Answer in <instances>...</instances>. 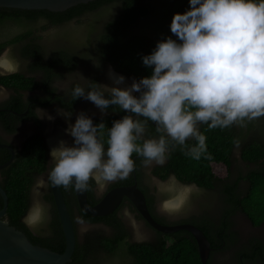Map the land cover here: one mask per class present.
I'll return each mask as SVG.
<instances>
[{"label": "clouds", "instance_id": "9594fccd", "mask_svg": "<svg viewBox=\"0 0 264 264\" xmlns=\"http://www.w3.org/2000/svg\"><path fill=\"white\" fill-rule=\"evenodd\" d=\"M189 5L183 14L173 15L170 31L177 39L169 36L157 42L153 52L142 57L143 65L152 69L150 76L133 79L128 86L125 77L110 68L113 86L94 83L88 90L80 85L72 89L73 100L92 102L102 115L110 107L127 114L108 127L105 141L106 124H94L80 112L65 130L73 143L60 140L50 150L53 166L47 181H37L38 188L50 182L52 187L85 192L94 182L103 191L108 184L131 177L135 154L156 194L164 197L158 206L162 214L183 213L192 196L203 192L194 183L181 184L175 175L157 180L151 170L165 165L178 146L194 160L211 159L210 154L205 156L201 124L209 129L246 128L264 117V0H189ZM45 23L43 18L38 21ZM20 67L8 51L0 54V75L17 74ZM0 95L7 99L5 90L0 89ZM38 110V118L54 119ZM57 114L66 120L72 116L63 109ZM150 124L157 136L146 138ZM190 140L196 144L188 148ZM234 143L238 146L239 140ZM124 214L130 215L127 209ZM49 219L47 207L37 201L24 223L35 231ZM77 223L84 221L77 218Z\"/></svg>", "mask_w": 264, "mask_h": 264}, {"label": "trees", "instance_id": "16d2710c", "mask_svg": "<svg viewBox=\"0 0 264 264\" xmlns=\"http://www.w3.org/2000/svg\"><path fill=\"white\" fill-rule=\"evenodd\" d=\"M148 1L92 0L57 12L0 7V52L6 45L16 44L27 39L29 41L18 49V54L22 59L32 58L36 67H39V46L31 42L32 31L28 24H33L34 21L43 18L47 21L42 24V29H45L50 25L65 24L87 15V21L84 23L85 41L82 43L72 41L74 46L84 50L86 46L93 47L95 45L93 48L99 60L106 61L116 70L139 80L142 77L150 76L152 72V69L143 65L142 57L151 54L157 42L165 40L169 36L177 39L170 31L173 15L183 14L190 7L189 0H161L150 6ZM149 13H151V22L137 31L144 33V29L147 28V34L154 38L150 35H148L150 37L135 36L130 38L131 35L128 32L132 25L144 19ZM15 33L16 35H12ZM62 36L64 38L65 33ZM93 39L95 43H92V46L90 43ZM51 52L49 64L57 65L65 57L63 65L67 68L74 66L73 58L70 56L67 58L65 48L53 49ZM43 71L48 76L47 70ZM42 80L45 81V79ZM0 85L17 92V95L12 96L8 104L5 105L16 113L12 111L0 112L5 132H13L17 121L35 119L32 104L26 111L28 103L21 98L18 91L33 89L39 86V81L17 73L0 75ZM0 106H4V104H0ZM108 110L110 112L107 116L93 121L94 124L101 121L106 124L103 137L105 141L107 140L108 127L112 126L113 121L119 120L127 114L119 109L113 111L111 107ZM24 111L26 113H23ZM6 115L8 117L5 119ZM252 125L251 122L248 123L246 130L251 129ZM199 127L201 133L206 136L207 153L205 156L210 154L211 159L202 157L198 161L194 160L185 155L187 149L182 150L178 146L172 151L167 163L163 166H154L152 172L161 180L175 175L180 183H194L205 193L216 188L221 195L224 207L217 219H213L208 215V212H204L198 217L196 215L188 217V221L200 228L210 242L212 249L208 254L207 264H264V235L251 234L249 242L244 241L245 238L239 237L230 220L234 213L241 212L253 226L264 223V140L253 135L244 139L248 136L249 131L244 132L245 128L241 127L209 129L206 124H201ZM155 136H157L155 126L150 124L146 138ZM240 139H243L241 143L242 159L255 167L248 170L246 174L237 173L238 178H243L244 175V178L247 179L248 185L244 192L236 190L238 180L232 184L219 183L226 182V179L231 175V156L236 145L234 141ZM195 144L194 140L187 142L188 148ZM46 155L45 142L40 136L35 135L27 138L16 150L13 161L0 170V186L6 192L8 201L4 219L10 225L23 231L33 244L62 252L64 239L61 229L57 231L55 243H43L42 240L33 236L23 222V217L30 205L31 187L36 176L44 172L46 168ZM8 157L9 151L0 148V163L6 161ZM133 159L136 163L135 172L138 175L141 158L133 154ZM131 182L132 175L128 180L115 182L111 186ZM90 183L93 186L94 182ZM138 185L142 191L146 192V187ZM61 189L63 191V188ZM64 194L69 195L68 192ZM92 196V190L87 191V199L90 204L94 203ZM46 198L48 200L47 196ZM49 200L52 201L51 195ZM74 204L77 205L74 199L72 202L71 198H67V207L71 214ZM123 204L122 201L120 206ZM147 206L149 211H152V196L147 198ZM130 207L132 211L136 212L132 204ZM52 209L56 214L54 205ZM78 211L81 217L87 221L101 220L110 229V234L87 233L82 239L76 240L71 260L67 264H100L102 259L105 261L104 264H201L195 239L188 231L178 230L166 234L154 230L157 235L154 242L130 241L127 239L129 233L126 223L117 212L94 217L83 213L80 209ZM136 216L139 219L142 218L139 213H136ZM155 218L162 222L161 218L157 216Z\"/></svg>", "mask_w": 264, "mask_h": 264}, {"label": "flooded vegetation", "instance_id": "af4514ba", "mask_svg": "<svg viewBox=\"0 0 264 264\" xmlns=\"http://www.w3.org/2000/svg\"><path fill=\"white\" fill-rule=\"evenodd\" d=\"M38 21L39 20L34 21L33 24H28V25L30 26L29 28L32 31V34H31L32 39H30L31 42L33 44L39 46V50H38L39 54H40L39 61H38L39 67H36V63L32 58L22 59L21 56H19V60H17L21 66L20 71L18 73H21L27 77H31L35 81H39V86H36L33 89L19 90L18 91V94L21 95V98L24 101H27V103H28L26 106V111L29 109L30 104H32V109H33V113L35 115V119L31 118V119H28L25 121H17L15 123V127H14L13 132H5V130L2 126L3 123H2L1 118H0V142L7 143V144L11 145L13 148L15 147L16 149L15 148L14 149L16 152V150L22 146L23 142L27 138L33 137L35 135L40 136L42 138V140L45 142L46 147H47V155H46L47 161H46V168H45L44 172L37 175L36 178L43 175V176H45V181H47V174H48L51 166L53 165V162L50 160L51 159L50 150L53 147H55L56 145H58L59 141L63 137L65 138V131L63 129L59 128L55 132H51V131L47 132L45 127H46V124L49 120L47 118H44V119L38 118V116L40 115V112L38 109L45 110L48 114H52L53 116H55L54 118H56L57 120H61V122L63 124H65V118L63 116L57 114L58 109H63L64 111L71 112L72 118L77 117V115L80 112H85V111H87L86 115L88 117L92 118L93 121L95 119L103 118L109 114V112H110L109 110H108L107 115H102L101 111L92 102L88 103V101L83 99V98H78L76 100H73L71 93H72V89L76 85H80V86L84 87L85 90H88L89 86L94 84V83L106 84V85L111 86L110 82H112V80L111 79H109V80L105 79L103 68H104L106 61L99 60L96 52L94 51V48H93V47H95V45L93 46V44L95 43L94 39L90 43L93 47H90V46L84 47V48H87L88 55L90 56L88 62L84 63L83 60H81L80 55H78L79 48L77 46H74L75 44L72 42L73 39L69 38V36H71V34L76 35L79 31L78 32L75 31V33H74L73 29H68L65 31L61 30L63 32H61L59 34L53 33L50 36L44 37V35H43L44 33H41L43 30L42 24H38ZM150 22H151V13H149L146 16V18L144 19L143 25H142V23H137L136 25H132L133 29L131 28L130 31L128 32L129 35H131L130 38L131 37L133 38L135 36H147V37L151 36L152 38H154L152 35L147 34L148 33L147 28L144 29V33H139L137 31L139 28L145 27ZM63 25L64 24H60V25H56V26H63ZM64 33H65V37L63 38L62 35ZM12 35H16V33L12 34ZM148 35H150V36H148ZM92 38H93V36H92ZM28 41L29 40L26 39L25 41H20V42H17L16 44H9L6 46H11L12 49L15 51V53L18 54V49L23 44H27ZM52 45H56V46H52ZM60 48H65L67 58H68V56L73 58V61L75 64L72 68H67L66 66L63 65L62 62H63V60H65V57L63 59H61V61H59L60 63L57 65H53L52 63H50V64L48 63V62H50V55L52 53L51 51L53 49H60ZM98 64H99V66H97ZM111 68H113L114 72H117L121 75L124 74L123 72L116 70V68L113 65H111ZM45 69L48 72V73H46L48 76H46L44 71H43ZM79 75H82L85 78L84 82L81 81V79L83 77L81 79H79V77H78ZM60 77L64 78V80H66L64 82V84H65L64 88H60L58 86V79ZM65 77H66V79H65ZM42 79H45V81H43ZM1 88L3 90H6L7 99L3 98L0 100V104H4V106H0V109H1L0 112H10V111H12L11 108L8 106H5V105L8 104V102L11 100L12 96L17 95V92H15L11 88H7V87L0 85V89ZM135 95H138V94H135ZM93 110H98V113L92 114ZM12 112L16 113L15 111H12ZM23 113H26V112L24 111ZM6 117H8V116L6 115L4 118L6 119ZM27 125H29L31 127V129L33 130V133H31L30 135H28V134L24 135V133L27 129ZM22 135H24V137H23L20 145L19 146L15 145L14 142H15L16 138L20 137ZM250 165H252V164H250ZM236 168H238V166L237 165L234 166L232 163L231 175L229 176L228 179H226V182H219V183L220 184H222V183L223 184H225V183L226 184H230V183L232 184L238 180V182L236 184V190L241 191V190H243L242 189V183H244V181H247V179L244 178V175H243V178H238L239 175L237 173L234 174V170ZM251 168H255V167L252 165ZM138 171H139L138 175H136V172L134 171L137 186L139 187L138 184H141L143 187H146V192L143 191L145 198H146V202H147V198L149 196H152V211H150V213L152 212L151 214H152V216H154V218H155V216H157L158 218L162 219V222H175V221L190 222V221H188V218H186V217L181 218V219H171L170 220L169 215L162 214L161 212H159L158 206H159V201L162 197H159L156 194L155 185L152 183L150 177L146 175V170L141 166V163L139 164ZM151 175L156 177L157 180L165 181V180H161L159 177L155 176L153 174L152 170H151ZM36 178H35V180H36ZM35 180H34V182H35ZM132 182H133V173H132ZM131 183H129V184H131ZM112 184L113 183L108 184L106 189H104L103 191H99V190H97V186L94 183L93 186H91V190H92V194H93L92 201H94V203H96L103 196V194L107 190H109L110 188H113L116 186H121V185H128V184L123 183V184L111 186ZM61 188H63V187H60V189ZM31 189H32V187H31ZM41 189L42 190L37 195V197H38L40 203L47 207V214H48V216H50V219L47 220L45 223L41 224L35 231L30 229L29 227L28 228L32 232L33 236L36 237L37 239L42 240L43 243L44 242L55 243L57 241V239H56L57 231H58V229H61V226H60V222L58 219L56 209H55L56 214H54V210L52 209V206L54 205L53 199H52V201L49 200V196L51 195L49 182H48L47 187L41 188ZM61 191H62V189H61ZM63 191H62V193H63L66 204H67V198H71L72 202H73V199L75 200L73 188L66 190V191L63 188ZM65 192H68L69 195L64 194ZM206 194H209V193H206ZM31 195H32V193L30 190V202H31ZM46 196L48 197V200H47ZM66 196H67V198H66ZM122 201L124 202V204L121 206L119 205L116 208V210H114L113 212H117L118 215H121L120 216L121 219L124 220V215H125L124 210L127 209L128 212L134 216V218L142 221L148 228H150V226H148L147 223L142 218L139 219L136 216V213H138L137 211L136 212L132 211V209L130 207L131 202L129 200H127L126 198L124 200V198H123L121 200V203H122ZM75 202H76V200H75ZM52 203H53V205H52ZM211 206H217L216 201L213 200V197H209L208 199H206L205 197H203V195H201V196L193 195L191 200H190L189 205L187 206L185 213H192L193 214L194 211H197L198 213H196V216L198 217L201 214H204L203 210L207 211V210H209V208ZM132 207H133V205H132ZM220 209H219V211H220ZM78 210H79L78 206L74 204L72 206V214L70 213V217H71L72 224H73L74 231H75V235H76V240L82 239L78 235L77 218L82 219L84 221V224H87L90 226L100 224V225L107 227L101 220L87 221V220L83 219V217H81ZM191 210L193 212H191ZM219 213H221V212H219ZM233 215L231 216L230 220H231V223L234 225L235 222H234ZM25 217L26 216L23 217V222L25 220ZM245 218L249 221V219L246 216H245ZM249 223H250V221H249ZM250 225H252V224L250 223ZM126 226L128 228L127 232L129 233V227L127 224H126ZM260 226L264 227V223H262L258 226H255V227H260ZM252 227H254V226L252 225ZM250 237H251V235H247V237L244 239V241L249 242ZM132 241H134V240H132Z\"/></svg>", "mask_w": 264, "mask_h": 264}, {"label": "water", "instance_id": "95a60500", "mask_svg": "<svg viewBox=\"0 0 264 264\" xmlns=\"http://www.w3.org/2000/svg\"><path fill=\"white\" fill-rule=\"evenodd\" d=\"M89 1L92 0H0V7L57 12ZM114 73L121 75L117 72ZM0 148L9 151L8 159L0 163L1 170L13 161L15 149L2 142H0ZM49 187L63 234V251L56 252L47 247L33 244L23 231L10 225L4 219L8 201L6 192L0 186L2 200L0 207V264H67L70 262L76 243L74 227L60 187H52L50 182ZM73 192L78 208L87 215L99 217L110 214L120 205L121 200L126 198L151 229L166 234L178 230L188 231L195 239L201 264H207L206 260L212 247L203 231L190 222L165 224L157 221L148 209L143 191L137 186L134 172L131 184L110 188L94 204H89L87 191L79 192L73 188Z\"/></svg>", "mask_w": 264, "mask_h": 264}, {"label": "rangeland", "instance_id": "374dc122", "mask_svg": "<svg viewBox=\"0 0 264 264\" xmlns=\"http://www.w3.org/2000/svg\"><path fill=\"white\" fill-rule=\"evenodd\" d=\"M160 1L161 0H149L148 1L149 6L154 4V3L160 2ZM87 18H88L87 15H84L80 18L73 19V20L65 23L63 26H51L50 25V26L46 27L45 29H43L41 33H44L43 35H44V37H46V36L52 35L53 33L59 34L65 30L73 29L74 33H75V31H77V32L79 31V32L76 35L71 34V36H69V38L73 39V41L82 43L83 41H85L84 40V36H85L84 23L87 21ZM144 19L139 20L134 25H136L137 23H142V25H143ZM61 30H63V31H61ZM52 46H56V45H52ZM5 51H8L10 56L13 57L15 60H19V55L15 53V51L12 49L11 46H6L5 48H3L0 52V54H3ZM87 51H88L87 48H84V50L82 48H80L78 50V55H80V58H81V60H83L84 63L88 62V60L90 58ZM110 68H111V64L106 62L104 65V68H103V72H104V76H105L106 80H109L108 72H109ZM111 70L114 71L113 68H111ZM123 76L125 77L126 85L130 86L133 79L130 78L126 74L125 75L123 74ZM78 77H79V79H81L82 75H79ZM65 79H66V77H65ZM65 81L66 80H64V78L60 77L58 79V86L60 88H64V86H65L64 82ZM81 81L84 82V78H82ZM110 84H111V86H113L112 82H110ZM124 86L125 85H122L121 87H124ZM134 95H135V93H134ZM1 99H3V95H0V100ZM88 103H90V101H88ZM84 113L87 114V111H85ZM97 113H98V110L92 111V114H97ZM50 115L53 116L52 114H50ZM53 117H55V116H53ZM75 120H76V117H74V118L71 117L70 120L65 119V124H63L61 122V120H57L56 118H54L53 120L47 122L45 128H46L47 132H50V131L55 132L59 128H61L65 131L70 123L71 124L75 123ZM251 124H253V125H252V128L248 130L249 132L246 130V128L244 129V132H246V131L248 132V136L244 139H248L249 137H251L253 135L254 137L258 136V138H260L261 140H264V117H261L258 120L252 121ZM31 133H33V130L31 129V127L29 125H27V129H26L24 135H26V134L30 135ZM24 135L16 138V140L14 142L15 145H17V146L20 145ZM61 140L66 141L69 145H71L73 143V138L70 135H68L66 133V131H65V138L63 137ZM242 141H243V139H240L239 145L238 146L235 145L233 148V151H232V156H231L232 163L234 166L235 165L238 166V168H236L234 170V174L238 173V172H240L242 174H246V172L248 170H250V168L252 167V165L248 164L241 157V143H242ZM41 178L45 179V176L42 175V176L37 177L33 186H32L31 202H30L29 208L27 209L25 216H27L30 209L34 206V204L37 201H39L37 195L41 192L42 189L37 187V181ZM168 178L169 177H167L165 179V181ZM181 184H183V183H181ZM247 185H248L247 181H244V183H242L243 192L247 189ZM216 191L217 190L215 188V189L210 190L209 194H206L205 191L203 190V192L199 195V196L203 195V197H205L206 199H208L209 197H213V200L216 201L217 206H211L209 208V210H207V211L203 210V212H208V215H210L214 219H217V217L219 216V212H221L223 207H224V205H222V197L218 193V191L217 192ZM162 199H164V197H162L160 199L159 204H160ZM186 209H185V211H186ZM219 209H220V211H219ZM185 211L179 215L169 216L170 220L171 219H181L184 217L188 218L189 216L196 215V213H198L197 211H194L193 214L192 213H185ZM191 212H193V211L191 210ZM233 218H234V222H235L234 223L235 231L238 233V235L241 239H244L247 237V235H251V234L252 235L253 234L264 235V227L263 226L252 227V225H250L249 221L245 218V216L242 213H240V212L235 213L233 215ZM124 221L126 222V224L129 227L128 240H130V241L134 240L136 242H142V241L154 242L156 240L157 235H156L155 231L153 229L148 228L142 221L134 218V216L131 213L129 216L124 215ZM77 228H78V235L81 238L87 233L90 234V233H94V232L101 233L104 235L110 234V229L103 226V225H100V224L90 226L87 224L81 225L78 223ZM103 260L104 259H102V261H100L101 262L100 264H104L105 261H103Z\"/></svg>", "mask_w": 264, "mask_h": 264}, {"label": "crops", "instance_id": "0c3cea01", "mask_svg": "<svg viewBox=\"0 0 264 264\" xmlns=\"http://www.w3.org/2000/svg\"><path fill=\"white\" fill-rule=\"evenodd\" d=\"M255 227V226H254Z\"/></svg>", "mask_w": 264, "mask_h": 264}]
</instances>
